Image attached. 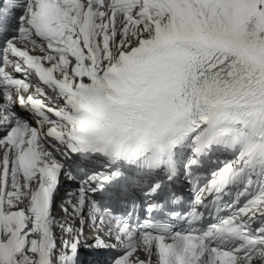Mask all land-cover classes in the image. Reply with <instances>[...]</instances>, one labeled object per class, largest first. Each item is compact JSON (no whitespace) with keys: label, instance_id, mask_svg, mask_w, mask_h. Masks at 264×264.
<instances>
[{"label":"snow or ice","instance_id":"snow-or-ice-1","mask_svg":"<svg viewBox=\"0 0 264 264\" xmlns=\"http://www.w3.org/2000/svg\"><path fill=\"white\" fill-rule=\"evenodd\" d=\"M85 245L264 264V0H0V264Z\"/></svg>","mask_w":264,"mask_h":264},{"label":"bare ground","instance_id":"bare-ground-1","mask_svg":"<svg viewBox=\"0 0 264 264\" xmlns=\"http://www.w3.org/2000/svg\"><path fill=\"white\" fill-rule=\"evenodd\" d=\"M65 182H66V180H65Z\"/></svg>","mask_w":264,"mask_h":264}]
</instances>
